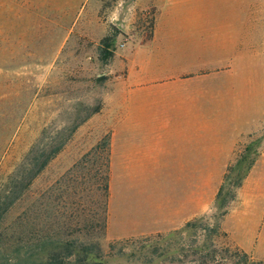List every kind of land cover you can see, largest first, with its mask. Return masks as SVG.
Wrapping results in <instances>:
<instances>
[{"label": "rangeland", "instance_id": "obj_1", "mask_svg": "<svg viewBox=\"0 0 264 264\" xmlns=\"http://www.w3.org/2000/svg\"><path fill=\"white\" fill-rule=\"evenodd\" d=\"M155 8V0H0V264H264L214 230L246 175L264 169V124L217 172H196L197 215L185 232L106 239L108 94L125 56L150 38ZM62 136L40 172H20Z\"/></svg>", "mask_w": 264, "mask_h": 264}, {"label": "crops", "instance_id": "obj_2", "mask_svg": "<svg viewBox=\"0 0 264 264\" xmlns=\"http://www.w3.org/2000/svg\"><path fill=\"white\" fill-rule=\"evenodd\" d=\"M155 5L150 38L125 56L107 99L112 241L185 232L197 215L196 172H217L264 124V0ZM218 226L264 262V169L246 175Z\"/></svg>", "mask_w": 264, "mask_h": 264}, {"label": "trees", "instance_id": "obj_3", "mask_svg": "<svg viewBox=\"0 0 264 264\" xmlns=\"http://www.w3.org/2000/svg\"><path fill=\"white\" fill-rule=\"evenodd\" d=\"M106 40H107V38L105 37L103 39V42H105L104 46L107 47L108 45L106 44ZM104 51H106V50L103 48L102 49L103 53H101V58L106 60L108 58V56H106L104 54ZM71 131H73V129L70 130V133H71ZM68 137L69 136H62L60 138L59 142H57L56 144H52L50 146V150L46 153V155L42 159L34 158L33 160H31L29 162L28 157H27L26 160L24 161V163L22 164L21 168L19 169L20 172H32V176L36 175L38 172H40L44 168V166L48 163V161L50 159H52L60 151V149L66 143ZM107 146H108V137H107ZM107 161H108V151H107ZM102 190H103V195L105 197V199H104V216H103V224H104V227H105L106 226V203H107V195H108V172H107V166H106V173H105V175L103 177ZM225 212H226V209L223 210L222 215ZM188 226L190 227V222L187 224L186 227H188ZM214 230L220 231L219 226H216L214 228Z\"/></svg>", "mask_w": 264, "mask_h": 264}]
</instances>
